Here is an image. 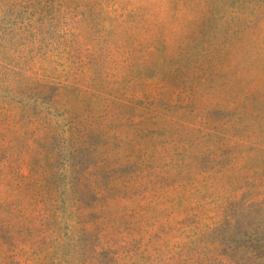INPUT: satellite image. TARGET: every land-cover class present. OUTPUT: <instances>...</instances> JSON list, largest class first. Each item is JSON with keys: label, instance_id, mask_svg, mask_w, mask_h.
<instances>
[{"label": "rangeland", "instance_id": "1", "mask_svg": "<svg viewBox=\"0 0 264 264\" xmlns=\"http://www.w3.org/2000/svg\"><path fill=\"white\" fill-rule=\"evenodd\" d=\"M0 264H264V0H0Z\"/></svg>", "mask_w": 264, "mask_h": 264}]
</instances>
